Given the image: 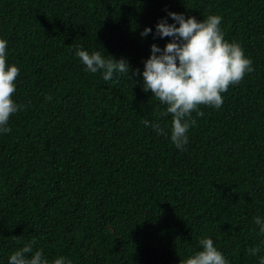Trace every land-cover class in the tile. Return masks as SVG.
Wrapping results in <instances>:
<instances>
[{
  "label": "trees",
  "instance_id": "16d2710c",
  "mask_svg": "<svg viewBox=\"0 0 264 264\" xmlns=\"http://www.w3.org/2000/svg\"><path fill=\"white\" fill-rule=\"evenodd\" d=\"M168 11L222 17L253 71L224 92L219 109L200 105L188 143L165 131L171 114L143 91L151 45L171 39L148 26ZM0 38L20 74L23 108L0 135V264L35 240L51 264H183L213 239L230 264L264 253V0H0ZM125 58L129 76L84 70L76 50Z\"/></svg>",
  "mask_w": 264,
  "mask_h": 264
},
{
  "label": "clouds",
  "instance_id": "9594fccd",
  "mask_svg": "<svg viewBox=\"0 0 264 264\" xmlns=\"http://www.w3.org/2000/svg\"><path fill=\"white\" fill-rule=\"evenodd\" d=\"M167 16L172 18V23L164 17L156 23L154 33L148 26L140 33L141 37L152 33L159 38L171 39L163 48L153 43L143 70L136 69L135 75L142 76L143 91H150L160 104L166 106L162 115L172 116L167 131L159 122L144 120V125L154 128L158 135L170 136L172 144L183 150L189 140V129L195 124L192 113L202 116L200 105L219 109L223 104L222 94L254 69L243 48L224 38L221 16L208 15L198 20L175 11H168ZM8 54V41L0 38V135L11 132L10 117L23 108L13 99L20 70L15 64L8 63ZM75 54L86 72L100 73L105 81L120 74L129 76L130 64L123 57L116 59L110 55L111 58H106L100 51L89 53L83 48L77 49ZM254 223L258 226V235L264 237V217L256 216ZM35 243V240L25 243L10 254L8 264H50L42 250L34 251ZM198 243L200 249L183 264H230L212 238H202ZM248 251L257 257L258 264H264V253L259 247H251ZM51 264H72V261L59 256Z\"/></svg>",
  "mask_w": 264,
  "mask_h": 264
}]
</instances>
